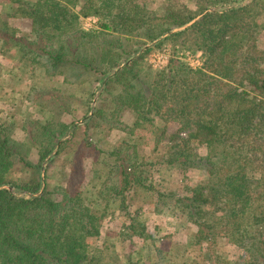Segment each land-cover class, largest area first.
I'll return each mask as SVG.
<instances>
[{
  "label": "trees",
  "instance_id": "obj_1",
  "mask_svg": "<svg viewBox=\"0 0 264 264\" xmlns=\"http://www.w3.org/2000/svg\"><path fill=\"white\" fill-rule=\"evenodd\" d=\"M241 2L212 0L192 9L169 0L163 13L135 0L8 2L12 11L31 19V28L21 33L0 12V48H15L20 61L34 63L35 71L62 76V82L54 78V90L32 85L27 94L29 103L19 127L32 153L0 116V185L25 191L0 188V264H114L110 258L104 261L107 252L87 238L100 233L107 201L116 200L126 210L135 188L158 195L157 211L166 204L195 226L184 243L152 248L156 253L150 264H264V50L256 38L264 0ZM218 3L220 8L195 18ZM92 14L98 16L97 24L86 29L81 18ZM193 18L156 44L170 41L200 50L201 64L193 66L173 54L165 66L155 68L145 59L154 45L127 60L139 49L135 44L152 41ZM122 61L126 62L114 70ZM97 74L102 90L95 108L90 115L86 109V120L74 124L71 135L55 148L66 130L56 117L62 105L56 87L80 84ZM67 93L64 108L73 105ZM31 104L44 110L43 118L33 116ZM155 118L162 121L153 133L155 147L168 142L163 162L206 169L210 178L203 187L181 193L154 187L151 179L159 160L146 158L145 143L134 131ZM170 122L176 127L169 129ZM103 125L127 134L118 144H100L95 132ZM192 138L204 144L205 153L191 154ZM65 149L69 151L52 181L48 171ZM89 169L94 198L84 189ZM168 198L173 203H167ZM101 199L106 203L99 206ZM214 214H220L223 234L209 219ZM137 217H130V234L148 236ZM218 235L247 251V259L220 256Z\"/></svg>",
  "mask_w": 264,
  "mask_h": 264
},
{
  "label": "rangeland",
  "instance_id": "obj_2",
  "mask_svg": "<svg viewBox=\"0 0 264 264\" xmlns=\"http://www.w3.org/2000/svg\"><path fill=\"white\" fill-rule=\"evenodd\" d=\"M9 1L10 0H8V2ZM135 1L142 5L153 8L157 13H163L165 5L169 0ZM171 1L185 3L192 9H197L198 5L200 4L206 5L212 2V0ZM8 2L2 5L3 3L0 0V7L3 6L6 12L13 10L12 4ZM211 5L220 6L221 3L210 4L208 6ZM97 21L98 16L92 14L82 17L81 25L87 29L93 25H96ZM257 23V45L264 50V10H262V12H260L259 16L257 17ZM16 25H18L16 27H21V19ZM22 26H25V20L22 21ZM174 27L175 26H172L171 29ZM158 41L150 45L154 46L145 56L146 61L150 65H153V67H158V65L165 64L169 57L173 54L178 55L185 61H189L192 65L201 64L203 56L196 50L182 48L180 44L170 41L156 44ZM150 42L151 41L146 43ZM143 45L146 44H135V47H139V49H137L132 56L137 54ZM144 50L145 49H143L140 53H142ZM197 59H199V62H197ZM0 61H2L0 62V116L6 117L7 121L12 124V126L9 128L12 136L18 140H21L25 151L28 152L31 150V143L26 135V132L22 130L16 131V129L19 127L18 125L23 119L22 115L24 109L26 108L25 104L28 103L26 94L31 88V85H33L32 83L35 84V82H37L39 86H48L49 83H51V86L52 84L55 85L56 83L52 80L50 81L49 79H43L44 76L42 75V78L38 77L35 80L28 79L27 77L24 79L21 76L15 75V70H8L10 66L6 64L14 61L13 57H11L8 52L2 56ZM7 70L10 71V73H7ZM27 71H29V68H27ZM96 76L90 75L84 82L80 84H71L67 87H64L67 92H70L69 94L73 99V105L71 106L75 111L72 113L71 118H68L67 125L65 126L66 130L61 133L60 138H68L71 135L73 125L82 123L86 120L85 117H83V113L86 109H91L93 103L95 108L96 100H98L102 90L100 88L101 76L100 74H97ZM94 98L95 102L93 101ZM31 110L35 114L33 107ZM89 111L87 112V115ZM35 115L37 117H42V113L40 112H37ZM80 119H82V121L79 122ZM153 121L154 122L151 123L141 124L135 129L134 135L140 137L142 136V141L146 144L143 148L146 158L149 160H159V162L155 165L154 174L151 179L154 187L160 191H164L165 193H168V191L175 193L178 191L184 192L195 187H203L210 178V175L206 169L196 167L184 169L183 167L179 168L178 165H169L163 162V159H165L167 156L168 142L162 141L156 147L153 146L155 145L153 138L154 130L160 125V123H162L161 120ZM176 125L177 124L175 122H170L168 124V128L173 129L176 127ZM126 134L127 133L121 129H110L107 125L98 127L95 132L96 137H98V142L100 144L106 143L108 145L118 144L120 137ZM189 145L192 155L203 154L206 151L204 144L198 142L194 138L190 139ZM68 151L69 149H65L62 155L57 156L54 163L52 164V167L49 169L48 172L51 174L48 176V178L52 181L56 180L57 171L61 162L65 159ZM48 155L42 162V165L44 166L47 163L46 160L50 158ZM93 179V171L89 169L84 183V189H86L85 193L88 198L96 197L95 191L90 187V182H92ZM131 194L133 199L129 203L126 210L120 209L116 200L110 199L107 201L108 206L105 208L107 212L102 219L100 233L98 235L89 236L87 239L91 245H98L100 248L104 249L105 252H107V255L106 253H104L105 255L103 254L104 261H107L110 258L109 260L114 264H150L149 259H153L151 258V254L156 253V250H153L152 248L159 247L161 249H169L174 239L182 240L184 238V232L188 230L185 227L186 221L175 208H166V204L162 205V211H157V207L160 206V204L157 206L159 197L152 190L147 191L142 188H135L132 190ZM166 201L167 203H173L171 198H168ZM98 203L99 206L104 205L106 203V199H101ZM95 208L98 209L101 207ZM134 214L138 215V221L144 223L145 232L148 236L142 237L138 234H130L132 233V229L129 227L132 220L130 217H132ZM219 215L220 214H214L209 219L215 222V226L218 227L222 231L221 234H223V232H225V227L223 224L218 222ZM216 249L220 256L228 255L231 259L236 258L239 260H244L248 257L247 251L235 246L232 242H228L227 237L222 235H218L216 238ZM127 255H129L130 262L127 259Z\"/></svg>",
  "mask_w": 264,
  "mask_h": 264
},
{
  "label": "crops",
  "instance_id": "obj_3",
  "mask_svg": "<svg viewBox=\"0 0 264 264\" xmlns=\"http://www.w3.org/2000/svg\"><path fill=\"white\" fill-rule=\"evenodd\" d=\"M1 2L3 3V5L5 4V3H7L8 2V0H1ZM208 7H219V5H211V6H208ZM207 7V8H208ZM220 7H221V5H220ZM0 12H2V13H4V14H6V17L8 18V23L10 24V25H12V26H14V27H16V26H18V25H16L18 22H20V19H21V27H16V29L17 30H19V31H21V33H27L28 31H30V28H31V19L29 18V17H26V16H22V15H20L19 13H16V11L14 12V11H9V12H6L5 11V9H4V7H1V9H0ZM202 11H200V12H198L197 14H199V13H201ZM262 12V11H261ZM29 19H30V21H29ZM23 20H25V26H22V21ZM27 21V22H26ZM27 26V27H26ZM25 27V28H24ZM145 44H147V43H145ZM6 52H8L10 55H11V57H13V59H14V61H12L11 63L9 62V63H6V64H8L10 67L8 68V70L9 69H11V70H15L14 71V73H15V75H17V76H21L22 78H28V79H37L38 77H41V75L42 76H44V78L43 79H49L50 81L51 80H54V78H56L57 80H58V82L60 83V82H62V76L60 77L59 75H54V76H52V75H49L48 73H46V72H44V71H40L38 68L36 69V71H35V69L33 68V66H34V63H32V62H27L26 60H25V63L24 62H22V61H20L19 60V58H18V56H17V51H16V49L15 48H13V47H8V48H0V59H2V56L6 53ZM197 52H199L200 54H202L201 53V51L199 50V51H197ZM3 53V54H2ZM4 58H5V56H4ZM0 62H2V61H0ZM168 62V60L166 61V63ZM187 63H189V64H191L189 61H186ZM197 62H199V59H198V61ZM166 63L165 64H162V65H158V67H156V66H154L155 68H161V67H163V66H165L166 65ZM192 65V64H191ZM198 65V64H197ZM153 66V65H152ZM193 66H195V65H193ZM118 67V66H117ZM27 68H29V71H27ZM116 67H114L113 69H115ZM6 71L7 73H10V71ZM25 74V75H24ZM42 78V77H41ZM58 78H61V79H58ZM24 81V80H23ZM34 86H37L38 84H37V82H35V84L34 83H32ZM50 84L51 83H49V85L47 86V88L48 89H52L53 88V85H51L50 86ZM59 85H61V87H56V90H60L59 91V95H58V98H59V103H62V105L59 107V109L57 108V111H56V117L59 119V121L61 122V123H63V126L65 127L66 125H67V122H68V118H71V115H72V113L75 111L74 109H73V107H71L70 105H65V107L66 108H64V104H63V102L64 101H67V97H65V98H63L64 97V93L65 94H68L67 92H65L64 91V87L62 86V85H64V84H59ZM31 87H32V85H31ZM31 89V88H30ZM30 89H29V91H30ZM52 90H54V88L52 89ZM29 91H28V93H29ZM27 93V94H28ZM56 93H57V91H56ZM27 94H26V97H27ZM58 94V93H57ZM28 100V99H27ZM28 103H29V101H27ZM34 108V111H35V114H37V112H40V113H42V117H37L35 114H34V112H33V116L34 117H37V118H43L44 117V110H42V109H40V108H37L36 107V105H34V104H31V107L30 108ZM154 120H159L158 118H155ZM152 122H154V121H152ZM19 126V125H18ZM20 131V130H22V131H24L21 127H18L17 129H16V131ZM141 138H142V136H141ZM154 138V137H153ZM61 139V140H60ZM62 141V140H64V137H61V138H59L58 139V141ZM21 141V140H20ZM57 141V142H58ZM59 141V142H60ZM146 144H144V146H145ZM154 147H155V145H153ZM153 147V148H154ZM29 153H32V150H29L28 151ZM188 170V169H187ZM178 192H180L181 193V191H178ZM160 213V212H159ZM185 227L188 229V230H186L185 232H184V238L181 240H178V239H174V241H173V243H184L191 235H192V233L194 232V229H195V226L193 225V224H191V223H189V222H186V224H185ZM236 246V245H235ZM171 247V246H170ZM238 247V246H237ZM240 248V247H239ZM228 256V255H227ZM229 257V256H228ZM230 258V257H229ZM245 260V259H244Z\"/></svg>",
  "mask_w": 264,
  "mask_h": 264
},
{
  "label": "water",
  "instance_id": "obj_4",
  "mask_svg": "<svg viewBox=\"0 0 264 264\" xmlns=\"http://www.w3.org/2000/svg\"><path fill=\"white\" fill-rule=\"evenodd\" d=\"M246 1H248V0H244V1H242L241 3L246 2ZM237 3H238V2H237ZM237 3H233V4H237ZM215 8H220V6H219V7H208V8H206L204 11H202L201 13L197 14V16H196L195 18H197L198 16H200V15H201L202 13H204L205 11H207V10H211V9H215ZM195 18H193L192 20H190L189 22H187V23H185V24H182V25H180V26H175L174 28H172V29H170V30H168V31H166V32H164V33H162V34H160L158 37H156V38H155L154 40H152L150 43H147L146 45H143V47L140 49V51H139L137 54H135L134 56L130 57V58L127 59V60L129 61V60H131L133 57L138 56V55L140 54V52H141L143 49H145L146 47H148V46H150L151 44L155 43L156 41L162 39L164 36H166L167 34L171 33L172 31H175V30H177V29L183 28L184 26L190 24ZM125 62H126V61H122V62L118 65V67H121ZM118 67H116L115 69H117ZM115 69H114V70H115ZM114 70L111 71V72L108 74V76L111 75V74L114 72ZM106 78H107V77H106ZM93 101L95 102V98H94ZM93 108H94V103L92 104L91 109H90L88 115H90V114L92 113ZM80 121H82V119H80L79 122H80ZM60 140H61V139H60ZM60 140H59V141H60ZM59 141H58L57 144H56V148L58 147V143H59ZM50 156H51V154L48 155V157H50ZM43 179H44V169H42V187H41V188H43V186H44V181H43ZM2 187H7V188H9L12 192H15V193H16V192L25 193V191H18V190H16V189L14 188V186L11 185V184H9V183L1 184V185H0V188H2ZM39 192H41V190H40Z\"/></svg>",
  "mask_w": 264,
  "mask_h": 264
},
{
  "label": "built area",
  "instance_id": "obj_5",
  "mask_svg": "<svg viewBox=\"0 0 264 264\" xmlns=\"http://www.w3.org/2000/svg\"><path fill=\"white\" fill-rule=\"evenodd\" d=\"M197 61H198V59H197ZM181 134H185V132H184V131H182V132H181Z\"/></svg>",
  "mask_w": 264,
  "mask_h": 264
}]
</instances>
